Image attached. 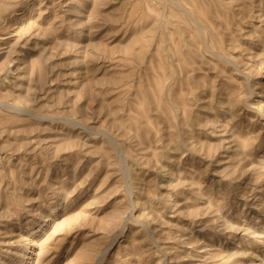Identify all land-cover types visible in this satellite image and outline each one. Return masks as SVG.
<instances>
[{
	"label": "rangeland",
	"instance_id": "obj_1",
	"mask_svg": "<svg viewBox=\"0 0 264 264\" xmlns=\"http://www.w3.org/2000/svg\"><path fill=\"white\" fill-rule=\"evenodd\" d=\"M0 264H264V0H0Z\"/></svg>",
	"mask_w": 264,
	"mask_h": 264
}]
</instances>
